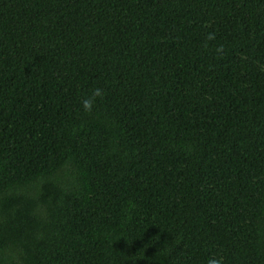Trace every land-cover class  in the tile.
Returning <instances> with one entry per match:
<instances>
[{"label": "trees", "instance_id": "16d2710c", "mask_svg": "<svg viewBox=\"0 0 264 264\" xmlns=\"http://www.w3.org/2000/svg\"><path fill=\"white\" fill-rule=\"evenodd\" d=\"M209 258L264 264V0H0V264Z\"/></svg>", "mask_w": 264, "mask_h": 264}, {"label": "clouds", "instance_id": "9594fccd", "mask_svg": "<svg viewBox=\"0 0 264 264\" xmlns=\"http://www.w3.org/2000/svg\"><path fill=\"white\" fill-rule=\"evenodd\" d=\"M100 95V91L99 89H97L92 97L88 98V99H85L82 103V107L85 111H88L91 109L92 105H93V100L96 96H99ZM207 264H220V260L219 259H213V258H209L208 261H207Z\"/></svg>", "mask_w": 264, "mask_h": 264}]
</instances>
